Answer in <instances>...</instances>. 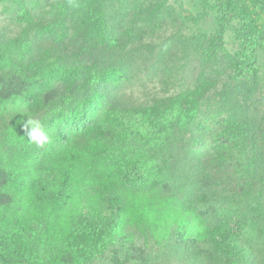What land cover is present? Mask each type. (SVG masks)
<instances>
[{"label": "trees", "instance_id": "16d2710c", "mask_svg": "<svg viewBox=\"0 0 264 264\" xmlns=\"http://www.w3.org/2000/svg\"><path fill=\"white\" fill-rule=\"evenodd\" d=\"M103 4L70 1L65 14L71 25L84 20V29L104 33ZM254 15L244 13L250 24ZM186 44L184 40L180 50L184 64L210 57L198 44ZM259 45L246 37L245 55L236 56L241 73L257 74ZM50 60L51 71H28L29 77L0 49V264H89L104 254L111 264H264L262 197L243 216L246 234L259 242L254 248L227 224L209 221L216 205L208 194L216 181L206 171L207 162L197 160L196 166L187 153L176 166L183 180L206 189L202 201H195L178 177L166 173L165 155L141 131L122 115L112 122L98 118L100 109L93 102L119 89L124 69L105 67L104 78L96 71L85 74L72 54ZM48 73L63 80H36ZM242 84L227 86L212 105L208 101L207 115L202 112L206 119L245 114L247 106L239 101L251 88ZM59 110H80L85 120L71 129L56 124L48 115ZM27 117L45 125L49 143H27ZM258 147L248 169L254 180L264 171V139Z\"/></svg>", "mask_w": 264, "mask_h": 264}, {"label": "rangeland", "instance_id": "374dc122", "mask_svg": "<svg viewBox=\"0 0 264 264\" xmlns=\"http://www.w3.org/2000/svg\"><path fill=\"white\" fill-rule=\"evenodd\" d=\"M70 1L80 6L89 0H0V49L29 77L35 70L51 71L50 59L58 54H72L85 74L96 71L105 78V67L124 69V82L112 97L104 93L93 102L100 109L98 118L112 122L122 115L133 130L141 131L165 155L166 173L178 177L195 201H202L206 189L183 180L176 166L187 153L193 156L189 161L207 162L206 171L216 181L208 194L216 205L209 221L227 224L244 243L259 247L255 237L246 234L243 216L259 197L264 201V171L255 180L248 174L264 139V0H103L104 33L84 29V20L71 25L65 14ZM244 13L256 14L252 24ZM246 37L260 44L253 76L237 69L236 56L245 55ZM184 40L185 48L198 44L210 57L184 64ZM37 77L41 84L63 80L53 73ZM239 83L251 88L239 101L247 106L245 114L206 119L202 112L208 101L212 105L215 95ZM81 112L59 110L48 118L71 129L85 120ZM89 264H111L110 256H96Z\"/></svg>", "mask_w": 264, "mask_h": 264}, {"label": "clouds", "instance_id": "9594fccd", "mask_svg": "<svg viewBox=\"0 0 264 264\" xmlns=\"http://www.w3.org/2000/svg\"><path fill=\"white\" fill-rule=\"evenodd\" d=\"M24 128L27 132V143L34 144L36 147H43L45 144L49 143L50 136L45 125L40 120L27 117Z\"/></svg>", "mask_w": 264, "mask_h": 264}]
</instances>
